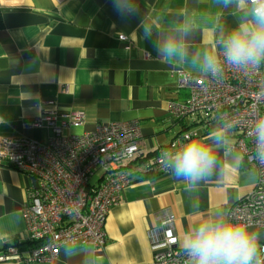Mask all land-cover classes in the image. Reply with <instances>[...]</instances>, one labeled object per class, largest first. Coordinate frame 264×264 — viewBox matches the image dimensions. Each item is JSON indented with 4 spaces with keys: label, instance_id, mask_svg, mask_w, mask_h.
Returning a JSON list of instances; mask_svg holds the SVG:
<instances>
[{
    "label": "crops",
    "instance_id": "1",
    "mask_svg": "<svg viewBox=\"0 0 264 264\" xmlns=\"http://www.w3.org/2000/svg\"><path fill=\"white\" fill-rule=\"evenodd\" d=\"M2 12L0 140L27 137L48 144L51 130L33 124L48 111H76L85 122L70 128V134L90 132L100 124L138 122L142 138L136 159L169 146L182 132L183 123L171 119L169 104L189 96L178 88L182 72L200 75L163 63L153 44L142 38L141 21L163 35L182 14H190L199 26L190 37L192 50L212 43L216 22L236 23L232 9L220 12L214 0H140L138 15L127 19L116 13L112 0H22L3 6ZM122 35L125 40L119 39ZM198 132L202 139L208 135ZM234 137L237 144L239 134ZM251 168L245 158L228 182L213 179L196 193L186 192L171 173L144 175L110 212L103 249L78 247L81 254L70 253V258L62 249L55 261L35 264H148L153 259L149 232L156 227L157 213L172 211L180 245L196 219L194 212L230 211L254 189L258 179L246 176ZM97 173L93 185L102 181V172ZM35 186V180L0 164V246L29 241L24 210L27 192Z\"/></svg>",
    "mask_w": 264,
    "mask_h": 264
},
{
    "label": "built area",
    "instance_id": "2",
    "mask_svg": "<svg viewBox=\"0 0 264 264\" xmlns=\"http://www.w3.org/2000/svg\"><path fill=\"white\" fill-rule=\"evenodd\" d=\"M21 2L0 0V5ZM178 88L189 96L171 102L169 113L174 122L182 121V132L169 146L159 148L153 161L133 163L142 138L138 122L100 124L93 131L70 134V128L85 122L84 114L76 111H48L33 124L51 130L48 144L27 137L2 138L0 164L36 181V186L27 192L24 214L29 241L40 244L28 250L11 246L0 261L51 263L66 246L103 249L107 243V218L120 205L123 192L144 175L169 173L162 166L160 153L182 140L186 133L201 129L209 134L218 113L233 119L234 132L239 134L236 145L247 163L255 167L247 154L254 148L249 135L253 121L264 115V67L251 74L226 69L219 80L182 72ZM98 170L103 174L102 181L93 185L91 179ZM260 171L264 173V169ZM229 212L243 216L253 231L264 233V174ZM155 218L156 227L149 232L153 259L148 264H185L172 211L162 210ZM258 244L264 247V241Z\"/></svg>",
    "mask_w": 264,
    "mask_h": 264
},
{
    "label": "clouds",
    "instance_id": "3",
    "mask_svg": "<svg viewBox=\"0 0 264 264\" xmlns=\"http://www.w3.org/2000/svg\"><path fill=\"white\" fill-rule=\"evenodd\" d=\"M218 11L231 8L236 23L223 20L213 27L212 43L192 50L190 37L198 24L190 14H182L178 23L163 35L154 25L141 21L144 40L153 44L163 63L219 80L226 69L234 72L257 73L264 67V0H214ZM121 18L139 13L140 0H112ZM226 113L214 116L215 124L206 138L198 132L186 133L182 140L160 153L163 168L181 181L188 193H196L202 184L213 179L226 183L240 172L245 155L236 147L233 119ZM249 135L254 148L247 159L255 165L246 176L255 181L264 169V115L253 121ZM196 219L180 238L185 264H264V247L258 244L259 234L243 216H235L221 207L210 213L194 212ZM80 255L74 246H66L64 254Z\"/></svg>",
    "mask_w": 264,
    "mask_h": 264
},
{
    "label": "trees",
    "instance_id": "4",
    "mask_svg": "<svg viewBox=\"0 0 264 264\" xmlns=\"http://www.w3.org/2000/svg\"><path fill=\"white\" fill-rule=\"evenodd\" d=\"M4 27V19H3V12H2V7L0 5V30ZM157 153H153V154H148L147 156H140L137 159H135V161L133 163H141V162H146V161H153L156 158ZM145 177H155V175L153 174H147L145 175ZM143 180L142 177L140 179V181ZM40 243L39 242H33V241H28L25 243H21V244H8V245H4V246H0V253L2 254H6L9 247L14 246L17 247L19 250H28L34 247H37Z\"/></svg>",
    "mask_w": 264,
    "mask_h": 264
},
{
    "label": "rangeland",
    "instance_id": "5",
    "mask_svg": "<svg viewBox=\"0 0 264 264\" xmlns=\"http://www.w3.org/2000/svg\"><path fill=\"white\" fill-rule=\"evenodd\" d=\"M259 240H260V241H264V235H263V234H260V235H259Z\"/></svg>",
    "mask_w": 264,
    "mask_h": 264
}]
</instances>
